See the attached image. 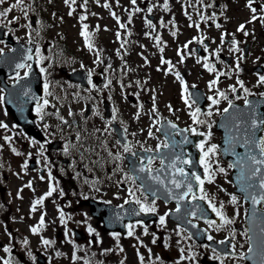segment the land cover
Masks as SVG:
<instances>
[{
	"label": "rangeland",
	"instance_id": "374dc122",
	"mask_svg": "<svg viewBox=\"0 0 264 264\" xmlns=\"http://www.w3.org/2000/svg\"><path fill=\"white\" fill-rule=\"evenodd\" d=\"M54 1L56 27H48L43 18L39 20L38 28L33 29L30 18L35 0H23L21 6L13 8L6 17H0V25L6 26L7 32H11L16 40L38 43L39 71L51 70L54 65L79 68L84 64L83 57H99L91 59L97 70L120 71L124 80L114 84L115 95L129 118L135 114L137 117L156 118V111L170 117L177 112L178 104L186 120L192 117V112L198 108L188 109L185 88L190 84L209 91V83L220 74L213 67H209L213 69L209 71L206 62L194 51L195 45L202 44L208 37L220 46L226 39H237L243 48L246 42L254 39L264 49V0H232L228 9L221 8V3H227L226 0H210L209 6L204 0H136L135 4L132 0H75L71 5L65 0ZM216 1L220 4L217 9L214 8ZM252 1L259 6L251 5ZM16 3L17 0H5L1 6L7 11ZM148 16H154V22ZM12 24H17V29H11ZM85 25L91 50L81 34ZM241 25L244 26L243 31L239 30ZM159 37L164 40L165 47L153 43ZM10 49L5 41H0V55ZM160 50L167 54L161 56ZM168 57L178 65L177 69L168 67V64L161 66V61ZM252 62L251 59L247 61V73L241 74L243 83L249 81ZM176 75L179 78L176 79ZM138 77L148 81L147 93L138 89ZM231 83L234 81L223 86ZM59 86L64 87V83ZM103 93L108 96L107 90ZM212 96L215 97L216 92ZM139 106L142 115L138 113ZM224 109L222 104H213L212 101L207 106L208 115L215 121ZM5 124L7 128L0 126V179L4 188L0 195L10 204L13 215L2 210L0 264H5L2 260L11 258L9 264H37L36 252L45 256L47 264H90L93 258L102 264H105V258L109 264H199L203 251H198L191 238L183 232L157 237L145 234L137 224H132L131 236L128 235L129 227L125 235L105 231L102 222L92 217L90 208L82 205L81 199L90 196L116 206L124 205L127 198L116 196L124 193L118 185L111 188L102 185L85 187L82 195L79 190L80 199L67 201L51 186L34 181L28 175L25 163L16 161L24 157L22 151L11 153L8 148V144L9 147L13 145L12 136L23 132L0 100V125ZM205 133L204 151L213 146L215 151L205 157L213 182L207 181L204 191L213 197L212 202L219 209L223 205L222 211L228 214L227 218L232 220L235 217L237 223L244 225L247 204L234 193L231 168L222 160L218 149L221 135L212 126ZM50 191L52 194L49 196ZM232 196L236 197V203L232 202ZM216 198L220 205L214 202ZM37 200H42V203L36 204L33 211ZM8 217L11 220H6ZM41 217L44 219L42 226ZM33 228L39 231L34 233ZM73 228L83 230L87 235L86 241H75ZM11 238L17 242H10ZM44 240L50 243L46 245ZM194 251L198 252L197 259Z\"/></svg>",
	"mask_w": 264,
	"mask_h": 264
},
{
	"label": "flooded vegetation",
	"instance_id": "af4514ba",
	"mask_svg": "<svg viewBox=\"0 0 264 264\" xmlns=\"http://www.w3.org/2000/svg\"><path fill=\"white\" fill-rule=\"evenodd\" d=\"M226 1L227 3H221L222 9H228L232 3V0ZM204 3L209 6L210 1L204 0ZM219 7L220 4L216 1L214 8ZM248 42L243 48L239 40L226 39L225 43L220 46L208 37L203 41L201 59L206 61L208 66L213 65L221 73L218 76V81L222 83L235 81V85L232 87L236 91L234 94L228 95L229 102L243 104L248 98H253L255 103L260 105L264 117V83L260 81V77L264 76V49L260 43L256 42L255 44L254 40ZM241 48L243 53H241ZM224 57H232L231 62L228 63ZM250 59L253 62L249 67V84L242 82L243 87H241V73H247L246 63ZM188 62L187 57V65ZM100 70L95 73L87 69L88 74L84 79V82L87 83L86 89L68 81L67 74L59 76L52 70L41 75V87L38 92L42 96V101L39 106V114L38 107L35 110L36 123L41 129L42 135L26 134V143H20L23 145V150H27L30 154L29 161L31 160L36 167L33 173L39 175L40 170L43 169L44 175L41 178H44L50 171L55 183L60 182L63 174L75 175L76 178L91 184L114 186L116 183H121V187L126 191L125 194L129 195L130 191L133 193L131 200L139 199L147 206H154V212H143L152 215L148 219L153 223L146 224L147 227L151 228V225H154L158 228V230L153 229L154 231L160 233V230L163 229L164 234L178 232L177 228L180 229L179 231L183 230L179 224L170 219V213L177 209V205L164 203L157 198L150 199L149 195L152 193L150 188L157 184V180L153 177H157L156 171L163 162L158 153L167 144L160 132L162 120L160 118L131 119L122 110L124 107L115 102L114 97L108 96L109 99L107 97L103 100V90H107L108 94L113 93L114 84L118 80L112 69L102 70L99 75ZM16 81L17 79L9 78L7 82L12 84ZM63 82L65 87H60L59 85ZM46 84L47 90L45 89ZM55 85L58 88L56 95L51 96L50 86L55 88ZM0 91L2 93L4 91L1 86ZM62 94L69 95V99L74 101L62 100ZM230 98L233 99L230 100ZM45 100L48 101L47 104L44 103ZM105 103L109 108L110 117L107 116ZM200 121L203 123L202 129L205 130L208 126L207 119ZM178 123L189 129L192 135H198L191 131L194 128L192 123H186L187 125L183 121ZM115 124L123 132V140L119 139L114 128ZM196 133H199L197 129ZM176 136L179 135L176 134ZM203 137L205 136L203 135ZM126 147L129 151H125ZM186 153L188 154L187 150ZM149 158H151L150 165L148 164ZM201 158L202 153L200 160ZM186 160H189L188 156ZM141 161H143V165ZM142 166L150 168V170L139 171ZM134 168H137L140 173L138 181L129 178L134 177L130 171ZM192 199V197L189 198V200ZM138 206L140 208V204ZM161 217L165 218L164 224L160 223ZM212 221L215 223L210 224V221H198V223L205 226L214 241L224 245L225 252L220 253L212 247L201 246L202 259L205 260L204 262L202 259L199 260V264H246L244 254L248 249V239L244 227L237 223L235 217L231 224H226L223 227H219L224 223L221 219ZM221 241H225V243H221Z\"/></svg>",
	"mask_w": 264,
	"mask_h": 264
},
{
	"label": "water",
	"instance_id": "95a60500",
	"mask_svg": "<svg viewBox=\"0 0 264 264\" xmlns=\"http://www.w3.org/2000/svg\"><path fill=\"white\" fill-rule=\"evenodd\" d=\"M1 11V9H0ZM34 21V19H33ZM0 38H3V29L0 28ZM10 43V39H8ZM16 49L11 53H6L2 56L0 64L4 67L0 72V78H4L10 72L14 73L19 67L18 65L24 64L27 60L33 62L32 51L34 45L26 46V50H22V44H13ZM31 56V59L29 57ZM34 70V68H33ZM9 72V73H8ZM197 98L195 95H193ZM246 106L243 107H234L228 113L224 115L221 121L218 124V129L223 133V140L220 144V149L223 153V157L230 161L234 167L233 180L236 185V192L244 197V200L249 203V214L247 218L248 232L249 237L251 238V248L252 252H248L246 260L248 264H262L264 261V233L261 232V229H264V210L260 209V203L253 206L250 200H246V193L241 191L242 187L247 186L248 184H258V179H250L252 171L255 167H260V178H264V166L262 165H253L252 161L249 159L250 156H255L257 159H264L260 154L259 141L262 140L261 130L262 124H258V127H253V118L250 117L249 107L250 101ZM18 115L23 112L21 109H14ZM26 113H29V109H25ZM167 152H172L170 149ZM166 152V153H167ZM239 161V163H237ZM183 192V189L168 191L167 189H162L161 194L166 197H176L179 193ZM259 189H256L257 194ZM175 200H177L175 198ZM255 207V216H253V208ZM111 210V213L116 214L121 209H115L111 206H108ZM206 212V210H204ZM131 214H133L131 212ZM109 219L106 216L103 217L104 226L108 230H117L119 227L112 225L113 219ZM121 221L123 226L124 220ZM132 220V219H127ZM185 226L192 232L193 236L196 239L198 238L197 230L193 224L187 223ZM76 238L78 240L85 239V236L82 232L75 231ZM201 241V239H199ZM40 261L44 260L40 256ZM45 262V261H44Z\"/></svg>",
	"mask_w": 264,
	"mask_h": 264
},
{
	"label": "snow or ice",
	"instance_id": "6c2138e0",
	"mask_svg": "<svg viewBox=\"0 0 264 264\" xmlns=\"http://www.w3.org/2000/svg\"><path fill=\"white\" fill-rule=\"evenodd\" d=\"M66 3H69L71 5V3H75V0H65ZM136 0H132V3L135 4ZM3 3H5V0H0V5H2ZM23 4V0H17V3L12 5L11 8L7 9V11H0V17H6L8 15L9 12L12 11L13 8H16V7H19ZM250 7V5H249ZM253 11H255V9H253ZM71 14V13H70ZM82 19H84L82 17ZM219 27V25H217ZM121 27H123V25H121ZM85 28V31L82 32L81 34L85 37V41L86 43H88V34H87V25L84 26ZM243 28L244 26L241 25L240 27V31H243ZM88 47L89 49L91 50L92 48V44L91 43H88ZM29 59H31V56L29 57ZM167 63V62H166ZM22 65H18V67H21ZM206 67H208L207 65H205ZM213 69L212 68H209V71H212ZM43 71V69H42ZM179 78V76H178ZM260 81L261 83H264V76H261L260 77ZM215 83V82H213ZM47 84L45 85V89L47 90ZM211 87V85H210ZM241 87H243V83L241 82ZM185 91H187V89L185 88ZM233 92L236 91L235 88L232 89ZM245 91L247 92V89H245ZM219 95L224 98V99H227V96H225V94L223 92H220ZM209 100L212 101L213 104H217L219 103L218 100H216L215 98L213 97H208ZM45 104L48 103V101H44ZM185 103H188V99L185 98ZM249 102L246 101V104H248ZM229 106L231 107L232 104L231 102H229ZM38 111V114H39V107L37 109ZM199 109H196V112L192 113V118H193V122L194 123H202V121L198 120L197 119V113H199ZM228 109H225V112H227ZM210 114V113H209ZM261 123H264V121H262ZM4 128H7V125H0ZM259 125L256 123V121H253V127H258ZM172 127L174 128L175 125H172ZM187 131V130H185ZM191 131L194 133V134H199V135H203L202 133H196V129H191ZM149 135H151V133H149ZM184 143H188L187 140L184 141ZM165 147H167L168 145L165 144L164 145ZM198 147L200 148L201 152L203 153V156L200 160V164L204 167L205 169V176L207 177V181L209 183L213 182L212 181V176L210 174V167H209V164L205 162V157H208L211 153H214L215 151V146H213L211 149H209L208 151H204V145L203 143H201L200 145H198ZM259 147H260V154L262 157H264V140H261L259 141ZM125 151H129V149L126 147L125 148ZM150 151V150H149ZM19 154V153H17ZM135 155V154H134ZM119 158V157H117ZM249 159L252 161L253 165H262L264 166V159H257L255 156H250ZM177 163H181V164H190L191 161L190 160H182L180 157H176L172 164H171V167L173 169H175L176 172H178L180 174V176L183 178L181 181H177L175 178H173L171 180V183L175 186L176 189H180L182 187H186L187 188V191L181 193L179 196H176V197H173V198H176L178 200H183V199H186L188 194L192 192V182H196L198 185H199V190L201 193H204V189H203V184L205 183L204 180L201 179L200 175L196 174V173H192L191 176H189L188 173H186L184 171L183 168H177ZM237 163H239V161H237ZM141 164L143 165V161H141ZM148 164L150 165L151 164V158H149L148 160ZM150 168H145V167H141L139 169V171L143 172V171H149ZM220 171H224L223 169H220ZM260 172H261V168L260 167H255L254 170L252 171V174H251V177L250 179H258L259 180V183L258 184H248L247 186L245 187H242L240 190L245 192L246 193V197L245 199L246 200H250L251 203L253 204V206L261 203V202H264V178H260ZM130 179H132L133 181H135L136 177H129ZM153 179H156L158 183H162V181H159L157 177H153ZM28 187H31V184L28 185ZM256 189H259V193L257 194L256 192ZM55 189H53L54 191ZM171 192V190H169ZM52 192L50 191L47 195H51ZM129 195H133V193L130 191L129 192ZM200 199V200H205L207 201L208 203V206L212 209L213 212L216 213L217 216L220 217V219L224 222L223 224L219 225V227H223L224 225L226 224H231L233 221L230 220L229 218H227L224 214H223V211H222V208H223V205H221V208L218 209L215 204L212 202V198L208 196L207 193H204L203 195L199 196V197H196L195 195H193V199ZM232 202L233 203H236L237 200H236V197L235 196H232ZM42 203V200H37L35 202V204L33 205V211H35V205L36 204H40ZM135 203L137 204H140V208L138 211L135 212V214H139L140 212H154L155 211V208L154 206H147L146 204H143L141 203V201L139 199H136L135 200ZM179 207L177 208V211H179ZM192 215H195V213H191ZM253 216H255V207L253 208ZM61 220L63 221V213L61 212ZM160 223L161 224H164L165 223V218L164 217H161L160 218ZM210 224L211 223H215V221H210L209 222ZM44 224V219L43 217H41V220H40V225L42 226ZM129 232H128V235L131 236L133 233L131 231L132 229V225H129ZM32 231L34 233L38 232L39 229L38 228H33ZM89 231L91 232L92 229L89 228ZM147 232V229H145V233ZM261 232L264 233V229H261ZM208 239L211 240L212 237L211 236H208ZM251 239V238H250ZM50 241L48 240H44V244H49ZM221 243H225V241H221ZM7 251V249H5ZM249 252H252V248L250 247L249 248ZM141 260H143V257L140 258ZM7 264V262H6ZM262 264H264V261H262Z\"/></svg>",
	"mask_w": 264,
	"mask_h": 264
}]
</instances>
